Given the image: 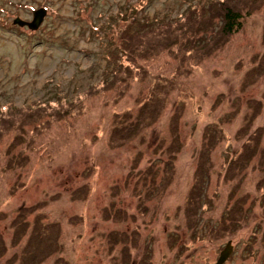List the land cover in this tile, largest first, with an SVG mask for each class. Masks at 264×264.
<instances>
[{
  "label": "rangeland",
  "instance_id": "1",
  "mask_svg": "<svg viewBox=\"0 0 264 264\" xmlns=\"http://www.w3.org/2000/svg\"><path fill=\"white\" fill-rule=\"evenodd\" d=\"M238 1L254 12L200 60L193 53L178 65L177 45L149 48V55L142 49L153 39L142 34L135 67L175 86L154 125L121 138L118 118L127 112L128 124L138 121L145 88L134 81L117 103L104 90L116 67L134 65L132 45L120 50L125 25L144 17L161 30L185 20L187 8L218 1L0 0V117L47 111L18 121L0 141V264H19L29 236L21 227L15 240L20 213L21 226L40 217L58 225L51 229L56 253L37 264L59 257L68 264H216L229 241L224 264H264V0ZM40 7L47 16L38 29L18 22ZM86 95L84 108L70 111L65 100L78 106ZM205 133L213 143L203 153ZM203 155L207 194L191 219L188 193ZM236 200L247 217L234 225L223 215Z\"/></svg>",
  "mask_w": 264,
  "mask_h": 264
},
{
  "label": "trees",
  "instance_id": "2",
  "mask_svg": "<svg viewBox=\"0 0 264 264\" xmlns=\"http://www.w3.org/2000/svg\"><path fill=\"white\" fill-rule=\"evenodd\" d=\"M216 1L218 2L211 3L208 5V7L200 6V8L202 7L201 9H198L197 7H193L192 9L191 7L187 8V11L184 14H187V18L185 20H177L175 22H173L174 20H171L167 24L168 28H163L161 30H159L158 27L152 28L155 20H152L151 22L144 17L141 20L135 19L131 25H125L122 33L118 36V41L122 44L120 50L123 54H127L129 47L123 48L124 44L132 45V47L129 48L131 54L128 53L131 59L127 60H131L134 65H127L124 68H121L123 65L120 68L116 67L117 69L115 68L113 80L110 82L108 80L104 81V90L114 93L112 103H117L127 94L130 85H132L134 81L136 83L143 82V84H145V88L144 91L142 90L140 92L142 93V95H139L140 101L143 99L144 104H141L139 107H137V114L135 118H138V121H134L128 124L127 121L130 119V117H132V114H127V112L122 113V115L118 118L117 123H119L120 132L122 133L120 135L121 138L125 136L127 138H130L132 135L131 133L137 136V132H139L140 129L145 130L146 127L154 125L160 119L165 110V98L169 93L168 87L173 86L172 82L166 83V80L162 79L163 77L153 79L154 77L152 76V74L147 73V70L142 66L135 67V62L133 61H136V55L133 54V52H137L136 49L140 48L137 46V44L140 41L142 34L147 33L149 38L153 39L151 45H149V43L145 46L144 49H142L143 52L145 50H148L149 55L152 54L151 51L154 52L158 49H160V51H163L166 49H171L173 46L177 45L179 47L177 53L182 52L179 54V56H177L176 59L178 60V65L190 63L194 57L189 56L193 53L196 54L199 60L205 58L212 52L216 51V49L220 46V41L221 43H225L226 40L229 39L232 35L241 31L247 18L254 12L253 10H255V6L254 9L253 7L248 8L245 3L238 0ZM217 20V25H219V28L217 29L216 26L213 29V23ZM210 32H212V34L214 35H208ZM149 48L152 50L150 51ZM116 49H118V47H116ZM185 54H187V56ZM190 65L191 64H189L188 66ZM181 70L182 69L178 68L177 66L176 71L180 72ZM102 91L103 89H96L97 94L102 93ZM81 98L83 99L81 100ZM85 98H88V95H86V97L78 98V100H80L78 106L74 105L75 101L70 104L69 100H65V103H67L68 107H71V110L69 109L70 111L83 109L84 106L82 104V101H84ZM63 106V104H60V108H63ZM44 112H47L45 107L39 106L32 111L22 110L18 114H9L6 116L2 114L0 117V130H2L0 131V141L3 138V134H10V132L13 131V127L18 121L24 119L32 121V118L34 117L41 118ZM218 133V130H214V132L212 133L214 139L216 138V135ZM115 135L120 139L118 134ZM252 136L253 134L250 136L249 141L252 139ZM208 138H211L210 133H205L202 144L203 153L204 151L209 152L207 151V143H213H210ZM14 140H17V137H15ZM176 143L177 142L175 140V144ZM11 145H13L14 147L13 143L9 146ZM17 146L18 145H16L14 149ZM204 156L205 155L202 156L203 158L200 157L199 159L198 164H200L195 171V173H197V176L195 181H193V185L191 186L188 193V205L186 207L185 213L186 217L191 219H194V216L197 215V212H195L193 209L197 211L200 205L202 206L204 204L203 197L207 194L210 167L208 168V166L204 164L205 161L208 160V157ZM9 163H11V160L9 161ZM238 201L239 200H236L233 205L234 207L232 209L229 208L228 211L223 215V218L232 221L233 223H235L234 225H237L239 223V219L246 220L247 217L243 204H239ZM33 207H39V205H35ZM17 215L18 217L12 224L13 227L15 228V230L16 228H19V231L17 232H20L22 227V231L24 232V234L26 232L29 233L27 242L25 243L24 248L21 251L19 264H27V261L31 262V260L33 261V263L31 262L29 264H37L38 262L49 258L50 255H53V253H56L54 251V247L57 246V238H54V230L51 229H55V226L58 227V225H54L53 227L45 226L40 219L42 217H40L35 218V221L33 222L34 224L30 227L21 226L18 221L20 217L24 216V214L20 213ZM195 221L196 220H194V222ZM22 231L16 236L15 240H18L20 236L23 235ZM121 235L128 236L127 233H121ZM125 243H127L126 240ZM55 264L68 263L63 258L59 257Z\"/></svg>",
  "mask_w": 264,
  "mask_h": 264
},
{
  "label": "water",
  "instance_id": "3",
  "mask_svg": "<svg viewBox=\"0 0 264 264\" xmlns=\"http://www.w3.org/2000/svg\"><path fill=\"white\" fill-rule=\"evenodd\" d=\"M45 16H46V9L41 8L33 12V20L31 22H25V21L22 22L21 20L19 21H21L23 25H27L31 30H36L42 25ZM233 248L234 247L232 245V242L229 241L224 247V249L220 252L216 264H224L230 258L233 252Z\"/></svg>",
  "mask_w": 264,
  "mask_h": 264
},
{
  "label": "flooded vegetation",
  "instance_id": "4",
  "mask_svg": "<svg viewBox=\"0 0 264 264\" xmlns=\"http://www.w3.org/2000/svg\"><path fill=\"white\" fill-rule=\"evenodd\" d=\"M41 8V7H40ZM45 9V8H44ZM46 13H47V9H46ZM46 16H47V14H46ZM15 19H17V18H15ZM15 19H13V21H12V28H15L16 26V22H15ZM18 20V22L21 24V25H23L22 24V22H24L25 20L23 19V20H21V21H19L20 19H17ZM33 20V13H32V18L29 20V21H25V22H31ZM44 22V21H43ZM24 26V28H28L29 30H31L27 25H23Z\"/></svg>",
  "mask_w": 264,
  "mask_h": 264
}]
</instances>
